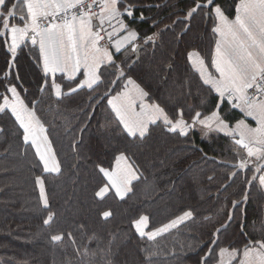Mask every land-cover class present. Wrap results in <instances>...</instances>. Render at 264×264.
Returning <instances> with one entry per match:
<instances>
[{
  "label": "snow or ice",
  "instance_id": "6c2138e0",
  "mask_svg": "<svg viewBox=\"0 0 264 264\" xmlns=\"http://www.w3.org/2000/svg\"><path fill=\"white\" fill-rule=\"evenodd\" d=\"M136 9V0H0V48L7 54L6 67L0 69V88L3 89L0 113H10L14 118L25 151L33 152V167L40 169L34 184L40 205L47 213L42 221L45 226L54 223L57 216L51 207L46 177L62 176L64 166L54 147L52 125L38 112L36 101L25 102L27 89L19 74L18 60L26 54V48L41 73L40 92L48 89L58 102L82 90L95 93L89 97L95 103L89 104L91 111L86 112L87 122L81 132L88 128L96 107L106 100L122 134L132 142L146 140L153 127L184 138H189L198 127L204 136L222 133L236 146V162L231 163L235 170L228 178L233 179L242 172L251 173L250 178L246 176L245 184L264 192V0H239L234 6V17L218 0H191L182 19L178 17L173 21V25L182 24L185 33L197 16L212 25L215 39L210 59L206 61L196 50L186 53L187 63L197 74L200 88L207 86L209 93H215L216 103L206 111L196 105L185 107L156 102L152 100L149 85L139 75L134 76L141 62L140 53L154 47L160 36L159 31L141 36L133 27ZM138 19L145 20L143 12ZM171 27L165 26L166 29ZM168 67L170 69L171 65ZM106 79L105 91L97 92ZM191 89L189 83V96ZM206 103L200 101L201 106ZM225 107L229 111L225 112ZM249 118L255 122V127ZM80 142H72L73 152ZM96 169L101 180L94 196L100 201L109 195L123 201L134 192V182H139L143 176L126 150L115 155L110 167L98 163ZM208 179L211 181L214 177ZM248 198L245 190L241 200H232L225 221L219 227L213 225L206 240L180 242L184 255L194 257L193 264H264V237L247 239L242 249L221 246V237L233 221L234 213L242 211L240 205ZM112 215L111 210L100 213L104 221ZM195 218L196 213L188 209L159 226H152L147 214H139L131 221V227L140 240L155 244ZM205 220L210 221V218L205 217ZM84 227L80 225L81 229ZM243 227L241 225L242 234L247 235ZM65 237L76 243L71 232H58L50 239L59 242ZM93 243H97L95 233L88 237L85 245L83 255L87 264H94L97 256L103 264H111L107 259L111 245L97 252L89 247ZM143 251V264H152L156 253L151 248ZM172 254H175L174 248Z\"/></svg>",
  "mask_w": 264,
  "mask_h": 264
},
{
  "label": "trees",
  "instance_id": "16d2710c",
  "mask_svg": "<svg viewBox=\"0 0 264 264\" xmlns=\"http://www.w3.org/2000/svg\"><path fill=\"white\" fill-rule=\"evenodd\" d=\"M237 1L218 0L230 16ZM190 3L191 0H136L137 19L133 27L141 36L158 31L160 36L154 47L140 53L141 62L134 76L139 75L149 85L152 100L156 102L196 105L206 111L214 107L215 93H209L207 86L200 88L186 53L196 50L206 61L210 59L214 43L212 25L201 16L191 22L186 33L182 24L173 25L178 17L182 19ZM141 12L144 21L138 19ZM166 25L172 27L166 29ZM25 53L18 60L19 74L27 89V94L22 95L26 103L36 101L38 112L52 125L50 131L64 174L46 177L51 207L57 216L54 223L45 226L42 221L47 213L40 205L34 184L40 169L33 167V152L25 151L14 118L10 113H0V129H3L0 131V264H87L83 253L93 233L97 243L89 247L99 252V248L107 249L111 245L107 256L111 264H143L145 248L156 253L152 264H193L194 257L184 255L180 242L206 240L209 229L225 221L230 202L241 200L245 190L249 198L240 205L242 211L234 213L233 221L221 237V246L242 249L247 239L264 237V192L245 184L246 176L250 178L251 173L228 178L235 170L231 163L236 162V146L230 137L211 133L202 138L195 131L184 138L153 127L146 140L132 142L122 134L106 100L96 107L91 123L81 132L87 122L86 112L91 111L89 104L95 103L89 97L95 93L82 90L58 102L48 89L40 92L41 74L28 48ZM6 60V52L0 48V69L6 67ZM106 84L107 79L97 92L103 93ZM201 100L206 105L201 106ZM224 111L229 109L225 107ZM74 140L81 141L76 152L71 147ZM125 150L139 165L143 176L134 182V192L123 201L112 195L100 201L94 196L101 180L96 165L110 167L115 155ZM209 176L214 179L210 181ZM188 209L196 213L195 220L155 244L140 240L131 227V221L139 214H147L151 225L159 226ZM104 210L113 213L107 221L100 216ZM241 225L247 235L242 234ZM58 232H71L76 243L67 237L59 242L51 241L50 236ZM94 264H103L99 256Z\"/></svg>",
  "mask_w": 264,
  "mask_h": 264
},
{
  "label": "crops",
  "instance_id": "0c3cea01",
  "mask_svg": "<svg viewBox=\"0 0 264 264\" xmlns=\"http://www.w3.org/2000/svg\"><path fill=\"white\" fill-rule=\"evenodd\" d=\"M239 2V0L237 1V3ZM234 15H235V12H234V14H233V16L232 17H234ZM214 39H215V37H214ZM30 46V45H29ZM214 50V43H213V47H212V51ZM41 74V73H40ZM59 75V74H58ZM238 115V114H237ZM249 122L252 124V126L253 127H255V122L254 121H251V119L249 118ZM233 123H234V121H233ZM196 132L199 134V136L200 137H203L204 136V134H203V132L201 131V129L198 127L197 129H196ZM222 134V133H221Z\"/></svg>",
  "mask_w": 264,
  "mask_h": 264
},
{
  "label": "water",
  "instance_id": "95a60500",
  "mask_svg": "<svg viewBox=\"0 0 264 264\" xmlns=\"http://www.w3.org/2000/svg\"><path fill=\"white\" fill-rule=\"evenodd\" d=\"M133 59H135V57Z\"/></svg>",
  "mask_w": 264,
  "mask_h": 264
}]
</instances>
